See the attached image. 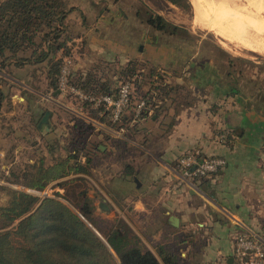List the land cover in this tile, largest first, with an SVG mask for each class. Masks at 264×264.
Wrapping results in <instances>:
<instances>
[{
  "label": "rangeland",
  "instance_id": "obj_1",
  "mask_svg": "<svg viewBox=\"0 0 264 264\" xmlns=\"http://www.w3.org/2000/svg\"><path fill=\"white\" fill-rule=\"evenodd\" d=\"M65 2L69 12L64 18V33L58 43H63L65 37H70V40L64 41L65 46L53 49L52 57L61 64L57 90L48 89L44 72L46 63L25 62L14 66L7 62L0 67V95L5 99L0 101V188L28 193V188L22 185L20 178L26 165L42 162L50 166L76 149L79 161H85L83 156L91 151L89 145L104 142L94 139L96 133L93 130L101 126L116 129V126L105 122L110 120L109 112L103 110L95 114L92 111L96 108L83 104L86 100L81 99L80 95L93 96L69 85L70 78H67L68 85L65 84L64 90L59 86L61 75L67 67L69 74L95 70L94 75L100 81L108 79L113 82L112 88L117 89L115 96L121 86L128 85L131 109L139 99L146 101L142 96L146 92L151 93L152 87L166 86L169 89L167 95L159 96L158 92H154L157 96L152 99L160 101V104L151 110L150 115L140 118L126 133L115 132L110 142L105 140L108 149L102 154L89 153L92 162L88 175L68 176L50 183L36 194L28 193L40 199L53 198L79 215L76 204L81 202L79 193L85 192L93 207V217L100 222L101 227L107 229L111 224L119 222L131 225L144 239V219L135 218L133 222L134 218L130 220L127 212L129 187L123 186L120 189L117 184H122L120 178L126 179L122 175L124 167L134 166L133 161L144 154L141 148H149L147 142L150 140L147 139L146 131L150 130L156 137L169 132L177 105L195 100L192 97L196 94L185 83V78L188 79L191 74L188 67L194 61L201 64L204 60L211 61L212 64L208 65L210 70L220 74L222 81L225 79L227 91L236 89L244 94L245 101H264V51L226 41L214 31L201 29L194 23L191 4L189 10H183L165 0ZM157 16L165 21L161 30L157 24L148 23L150 19L156 21ZM174 26L178 29H173ZM45 31L42 28L40 32ZM46 41L50 44L53 42L51 37ZM33 43V46H27L19 55L30 59L37 45L41 44L43 48L42 34H37ZM129 63L135 69L131 77L134 82L125 83L122 71L132 68ZM46 112L50 114L51 135L48 137L35 127ZM104 115L108 120L100 119ZM154 117L156 119L153 121ZM75 177H82L83 180L66 183ZM113 188L120 199L129 200L121 203L113 199L110 195ZM7 200L6 192L0 189V207ZM102 201L110 207L109 214L98 208ZM87 225L104 242L102 233L90 224ZM169 238L172 239V236ZM178 240L177 237L173 238L176 244ZM176 244H172L173 251L176 254L179 250L185 251V262L201 264L197 257H189L191 250L186 251Z\"/></svg>",
  "mask_w": 264,
  "mask_h": 264
},
{
  "label": "crops",
  "instance_id": "obj_2",
  "mask_svg": "<svg viewBox=\"0 0 264 264\" xmlns=\"http://www.w3.org/2000/svg\"><path fill=\"white\" fill-rule=\"evenodd\" d=\"M211 64L207 60L190 64L185 83L196 94L195 100L177 105L169 132L156 137L146 131L149 148H141L144 154L130 165L132 177L120 178L122 184H117L120 189L129 187L127 212L133 222L144 219L145 240L129 228L159 264L163 263L158 247L176 244L174 237L179 238L176 245L191 250L189 257H197L201 264H233L238 234L264 236V101H245L236 89L227 91L225 79L210 70ZM49 125L42 135H51ZM111 130L102 126L93 130L95 140H104L94 144L101 154L108 149L105 140L111 141L115 134ZM186 151L221 158L225 166L197 180L195 188L175 186L172 167ZM114 190L113 199L126 201ZM170 217L178 219L177 226L170 223ZM178 255L183 260L187 257L181 250Z\"/></svg>",
  "mask_w": 264,
  "mask_h": 264
},
{
  "label": "trees",
  "instance_id": "obj_3",
  "mask_svg": "<svg viewBox=\"0 0 264 264\" xmlns=\"http://www.w3.org/2000/svg\"><path fill=\"white\" fill-rule=\"evenodd\" d=\"M165 1L183 10L190 9L189 0ZM68 12L65 0H0V67L7 62L14 66L25 62L46 63V84L48 89L56 91L61 64L52 57V53L55 51L53 49L65 46L64 41L70 40V37H65L63 43H58L64 33V18ZM155 19L156 21L150 19L148 23L157 24L159 30L163 29L165 21L160 16ZM42 28L46 31L40 32ZM173 29L178 28L174 26ZM37 34H42L43 48L41 44L37 45L30 59L20 56L19 53L27 46L34 45L33 38ZM49 37L53 41L51 44L45 43ZM131 65L132 68L122 71L125 83L134 82L131 77L135 69ZM94 73L95 70L72 72L67 83L93 97L115 96L117 89L112 88L113 82L108 79L100 81ZM152 89L151 93L146 92L142 98L149 102L155 101L152 99L156 95L155 91L159 96L169 92L166 86ZM83 104L91 107L90 103ZM154 109L156 108H151ZM103 110V107H99L92 113L97 114ZM146 113L147 111H143L140 118H145ZM106 117L100 119H107ZM128 120L126 117L123 124ZM105 122L116 126L110 120ZM72 152L50 166H45L42 162L26 165L20 177L22 185L40 192L50 183L68 176L88 175L92 162L88 155L90 152L99 153L96 145L91 146V151L83 156L84 164L79 161L78 149ZM124 169L122 175L126 179L132 177L133 169L130 165H126ZM82 180V177H75L66 183L73 184ZM0 189L8 196L6 204L0 207V230H3L0 232V264H159L126 224L119 222L111 224L107 229L101 227L100 222L93 217V207L85 192L79 193L81 202L76 204L78 215L53 198L40 199L10 188ZM87 223L102 233L104 242ZM157 254L163 264H189L173 251L170 244L165 248L158 247ZM233 264L236 263L233 261Z\"/></svg>",
  "mask_w": 264,
  "mask_h": 264
},
{
  "label": "built area",
  "instance_id": "obj_4",
  "mask_svg": "<svg viewBox=\"0 0 264 264\" xmlns=\"http://www.w3.org/2000/svg\"><path fill=\"white\" fill-rule=\"evenodd\" d=\"M69 71L68 67L62 73L59 86L64 90L67 84ZM76 94V93H75ZM156 96V95H155ZM155 96L153 98H155ZM83 102L90 103L94 108L103 107L105 112H109V119L116 125L114 129L116 133H126L127 129L134 127L142 115L143 111H147L150 115L151 108H157L160 101H139L133 109L130 108V92L129 86L120 87L117 96H98L83 97ZM154 100V99H153ZM132 112V115L130 114ZM129 117L128 121L123 124V120ZM225 166V161L218 157H201L196 151H186L180 155L173 168L172 173L175 178V186L194 187L196 179L206 178L215 175ZM28 193L36 194V191L27 190ZM27 193V194H28ZM30 194V195H31ZM233 261L236 264H264V236L259 234L240 233L234 240L233 244Z\"/></svg>",
  "mask_w": 264,
  "mask_h": 264
},
{
  "label": "bare ground",
  "instance_id": "obj_5",
  "mask_svg": "<svg viewBox=\"0 0 264 264\" xmlns=\"http://www.w3.org/2000/svg\"><path fill=\"white\" fill-rule=\"evenodd\" d=\"M194 23L226 41L264 51V0H189ZM262 17V18H261Z\"/></svg>",
  "mask_w": 264,
  "mask_h": 264
},
{
  "label": "water",
  "instance_id": "obj_6",
  "mask_svg": "<svg viewBox=\"0 0 264 264\" xmlns=\"http://www.w3.org/2000/svg\"><path fill=\"white\" fill-rule=\"evenodd\" d=\"M49 118H50V114L48 112H46L44 114V116L41 118V120L39 121L38 125H37V129L41 134L47 133L48 132V124H49ZM99 149L102 151V147H99ZM98 208L104 212L105 214L110 212V209L108 207V205L105 204L104 201L99 202ZM170 223L173 226H177L178 225V219L176 217H170Z\"/></svg>",
  "mask_w": 264,
  "mask_h": 264
}]
</instances>
